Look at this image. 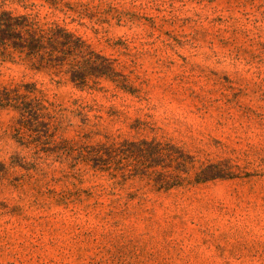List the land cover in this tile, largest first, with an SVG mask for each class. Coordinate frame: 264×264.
<instances>
[{"label": "rangeland", "instance_id": "rangeland-1", "mask_svg": "<svg viewBox=\"0 0 264 264\" xmlns=\"http://www.w3.org/2000/svg\"><path fill=\"white\" fill-rule=\"evenodd\" d=\"M0 19V264H264V0Z\"/></svg>", "mask_w": 264, "mask_h": 264}, {"label": "trees", "instance_id": "trees-1", "mask_svg": "<svg viewBox=\"0 0 264 264\" xmlns=\"http://www.w3.org/2000/svg\"><path fill=\"white\" fill-rule=\"evenodd\" d=\"M26 27L24 24L21 26L9 23H5L3 20L0 19V31H10L14 32V30L17 29H23ZM68 38H72L71 35H67ZM14 39V38H13ZM20 41V44L22 45L23 50L27 52V55H39L43 50L44 44H50L51 46H63V47H71V44L65 37H58L55 35L53 31H49L48 33H45L43 35L36 36L35 34L31 32H27V38L20 37L18 39ZM77 48V47H76ZM98 75H103V73H100ZM105 75V74H104ZM120 150L114 151V154L118 155L121 154ZM111 154H105V155H99L100 161H103L106 156H110ZM200 177V176H198ZM201 182L203 180H197V182Z\"/></svg>", "mask_w": 264, "mask_h": 264}]
</instances>
